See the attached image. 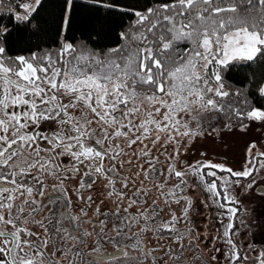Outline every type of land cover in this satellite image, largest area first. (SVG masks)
<instances>
[{
  "label": "snow or ice",
  "instance_id": "obj_1",
  "mask_svg": "<svg viewBox=\"0 0 264 264\" xmlns=\"http://www.w3.org/2000/svg\"><path fill=\"white\" fill-rule=\"evenodd\" d=\"M44 2L19 0L18 11L9 5L13 21L37 27L33 21ZM84 2L125 11L105 0ZM72 3L66 0L62 32ZM129 11L136 19L119 34L122 43L103 52L62 41L55 51L12 57L2 43L9 29L0 25V264H146L149 259L152 264H207L203 252L210 240L194 225L178 227L193 223L188 218L192 197L181 193L188 188L195 193L198 186L228 214L223 232L230 246L228 264L248 260L233 239L241 202L232 186L240 187L264 168V152L253 155L255 144L249 145L239 171L215 163L190 164L187 170L177 165L184 163L179 156L187 141L220 130L212 123L218 119L213 113L228 117L222 127L229 129L233 114L241 121L264 120V109L242 110L239 100L227 99L244 97L248 103L222 75L233 62H264V0H164ZM182 43L190 46L182 49ZM255 90L264 97V83ZM45 122H55L58 130L41 131ZM245 127L241 123V130ZM149 144H160L165 161ZM189 175L196 177L191 184ZM49 179L54 194L45 199ZM74 179L70 190L66 185ZM97 179L103 183L94 196ZM245 187L259 188L264 196L260 183ZM107 199H114L116 211H101ZM157 200L168 208V219ZM181 201L177 216L171 205ZM132 206L137 211L130 212ZM93 216L102 219L94 223ZM153 239L158 247H150ZM165 240L171 241L167 247ZM109 245L112 252H106ZM256 260L264 264V251Z\"/></svg>",
  "mask_w": 264,
  "mask_h": 264
},
{
  "label": "trees",
  "instance_id": "obj_2",
  "mask_svg": "<svg viewBox=\"0 0 264 264\" xmlns=\"http://www.w3.org/2000/svg\"><path fill=\"white\" fill-rule=\"evenodd\" d=\"M105 2L118 5L119 8H123L125 11L103 8L98 5L85 3L84 0H73L69 13L68 28L62 32L61 24L65 14L66 0H45L33 21L37 27H33L31 24L15 23L12 19L9 5L14 6L15 10L18 11V3L0 0V25L9 29L2 41L3 46L6 47L7 55L12 57L19 55L28 56L35 51L47 49L55 51L61 47L62 41L73 44L78 50L82 44H86L90 49L100 52L115 48L122 43L119 34L132 27L136 19L129 10L144 11L154 4L164 2V0H105ZM189 46L187 43L179 45L182 49ZM222 75L226 84L231 86L233 90L244 92L248 100V109L252 107L264 109V97L259 96L255 90L258 85L264 83V62L251 64L233 62L226 70L222 69ZM246 85L247 87H245ZM241 98L244 99V97ZM222 116L229 123V118L223 114ZM243 121L233 114L230 122L241 124ZM242 216L246 217L244 221L247 220L248 224L241 223ZM258 216L257 211L241 209L237 214L238 218L234 221L236 225L234 231L236 229L239 231L237 235L233 236V239L238 245H241L243 254L248 257L251 250H256L255 247L257 245L249 248L248 245L251 244L247 242L243 232H249L252 226H256L255 220L258 219ZM251 224L253 225L248 227ZM188 228H191V226H185L182 229L187 230ZM220 228L223 229V226H220ZM209 230H211L209 237L213 233L210 240V246L212 244L213 246L208 249V252L214 251L217 246L213 241L220 238L223 243L218 246L221 247L222 258L217 260L223 259L222 262H224L226 258L223 255L228 253L227 250L230 246L225 242V238L222 235H220L221 237L218 235V231L214 232L211 228ZM200 247L204 246L201 245ZM250 256L252 257V255ZM204 258L208 263L210 262L209 264H218L217 260L212 261L210 259V261L208 255L204 254ZM250 259L249 257L245 264H251L252 260Z\"/></svg>",
  "mask_w": 264,
  "mask_h": 264
},
{
  "label": "rangeland",
  "instance_id": "obj_3",
  "mask_svg": "<svg viewBox=\"0 0 264 264\" xmlns=\"http://www.w3.org/2000/svg\"><path fill=\"white\" fill-rule=\"evenodd\" d=\"M14 1L15 3H19V0H9ZM227 99H235L239 100L240 102V108L242 110L248 109V103L245 104L241 97L239 98H227ZM75 111V110H73ZM212 115L217 116L218 119H215L212 121L213 124L216 125L218 129H220L218 132L213 133V135H204V136H197L195 139L191 141L186 142V146L181 149L179 159L184 161L183 165L178 164L177 167H183L185 170H187L188 166L191 165H197V164H203V163H215V164H223L225 167H230L233 170L239 171L242 170L246 165V160L249 158V153L247 152V148L251 144H255V148L252 149V154L255 155L256 152H264V120H249L245 119L243 121V124L246 125V127L241 130V124H234L231 122L234 127L229 129L226 127H222V125L228 124L222 116V114L219 113H213ZM143 118V117H141ZM95 126V125H94ZM40 130L44 132H48L51 134L53 130H58V126L55 124V122H45L40 125ZM116 143H121L122 146H126V142L122 141H115ZM145 143H149L148 141H145ZM163 143V141H161ZM134 148H136L137 152H139V147L137 145H133ZM149 147L152 148V154L153 155H159L160 161H165V155H161L160 153L163 152V149L160 147V144H157L155 147H153L151 144H149ZM168 151L172 150V145H167ZM131 158L130 156L125 157L124 159L127 160ZM62 159H70L68 157H64ZM264 159V158H261ZM96 163H99L97 161ZM104 163L108 165V161L105 160ZM250 166V165H249ZM157 167H163V164H158ZM125 168H127V165H125ZM87 171V169L84 166H81V172ZM204 172L208 171H217L216 169H203ZM124 170H121L120 175H124ZM228 173L226 172H219L217 171V176H224L228 177ZM206 180H215L216 177H205ZM233 180L237 179L235 177L231 178ZM187 180L189 184H191L194 180H196V177L193 175L187 176ZM257 182L261 185H264V168H262L258 174H255L254 177H250L248 181H244L240 187H236L235 185L232 186V190L235 194H237V198L241 202V208L246 203L245 199H249L250 202L248 204V207H245L247 210L251 208L253 205L256 208V203L263 205L264 204V196H261L260 189L254 188L253 190H248L245 185L249 182ZM47 183L50 184L53 183L51 179L47 181ZM102 181L97 179V183L93 185V195H96V190L101 188ZM174 181L169 180L168 184L166 185L167 188H171ZM217 184L219 186V181H217ZM139 186V184H137ZM48 187V189H49ZM67 188L70 190L75 187L74 181L72 183L66 185ZM117 188H120L121 185L117 184ZM106 192L107 189H104ZM87 193H85L86 196ZM181 195H187L192 197V206L189 209L188 218L193 223H185L182 222L178 226L181 228L186 227H193L197 229V225H199L200 232L202 233L203 239L206 240L210 236L209 228H211L214 232L218 231V235L223 236V229L225 228L226 224L228 223V214L224 212V209H221L218 204L214 203L213 200L209 199V193L204 191L203 187L198 186L195 190V193H193L191 188L186 189L184 193H181ZM155 198V194L149 197V202ZM98 200L104 199V197L99 196L97 197ZM256 200V203L254 202ZM222 202V201H221ZM158 206H164V212L163 215L165 219L169 218V211L168 208L165 206L164 202L162 200H157ZM125 207H127V201H125ZM184 201H181V204H175L173 203L171 205L172 211L176 213L177 216H180L183 210ZM96 205H92V208L89 210V215L92 216V210L95 209ZM100 208L103 209V211H116V204L114 202V199H107L105 200L104 204L100 205ZM249 208V209H248ZM130 212L137 211L136 206H132L129 209ZM221 213H223L221 215ZM220 221H223L221 223ZM264 222V218H263ZM223 226V229L220 228V226ZM264 225V224H263ZM212 233V232H211ZM115 233L113 232V235ZM213 234V233H212ZM211 234V237H212ZM131 235V234H130ZM214 237V235H213ZM221 237V236H220ZM224 237V236H223ZM209 240H211L209 238ZM187 241V240H185ZM215 242V245L217 247L214 248L213 252H208L211 256H217L218 259L222 258L221 254V247L218 246L220 243H223L222 240L219 238L218 240L213 241ZM213 246V244L208 248L210 249ZM204 248V247H201ZM217 249L220 251L218 252ZM207 255L206 250L203 252V255ZM229 253H225L223 257L226 258V256ZM225 262H228L226 259Z\"/></svg>",
  "mask_w": 264,
  "mask_h": 264
},
{
  "label": "flooded vegetation",
  "instance_id": "obj_4",
  "mask_svg": "<svg viewBox=\"0 0 264 264\" xmlns=\"http://www.w3.org/2000/svg\"><path fill=\"white\" fill-rule=\"evenodd\" d=\"M72 181H74V183H75V185H76V183H77V180L76 179H74V180H69L68 181V183L67 184H70V183H72ZM51 185L52 184H50V187H49V189H47L46 190V192H45V199L47 198V196H49V195H53L54 193H53V190H52V187H51ZM87 195V194H86ZM246 200V203L244 204V206L241 208L240 207V210L242 209V210H247L245 207H248V204H249V202H250V200L249 199H245ZM72 201H73V203H72V210L75 212L76 211V209H77V207H78V203H77V201H76V197H75V195L73 194L72 195ZM254 202L256 203V200H254ZM161 208H163L164 206H160ZM249 209V208H248ZM101 211H103V209H101ZM249 211H254V212H258V219L257 220H255V222H256V226H252L253 224H251V225H249L248 227H250V226H252L251 227V229L249 230V232L248 231H246V232H243L244 233V235L246 236V238H247V242L249 243V244H251V245H257L256 247H255V251H257V252H255V251H253V250H251V252L249 253V257L251 258L250 260H252V262H251V264H258V261L256 260V256L260 253V252H262V251H264V239H263V237H264V222H263V218H264V204L263 205H260V204H257L256 203V208L252 205L251 206V208L249 209ZM46 214V213H45ZM254 214V213H253ZM246 217L245 216H242V221L244 222V224H248V221L247 220H245L244 221V219H245ZM99 219H102V217H94L93 216V222L94 223H98V220ZM181 230H183L180 226H178ZM197 229L198 230H201L202 228H200L199 227V225H197ZM34 231H40V229H38V228H34L33 229ZM148 235V237H151L152 236V234L151 233H148L147 234ZM165 235H167L166 233H165ZM202 238H203V236H202ZM210 239H211V237H209ZM209 238L208 239H206L205 241H209ZM246 238H245V240H246ZM246 242V243H247ZM163 244H164V246L165 247H167V245L168 244H170L171 243V241L170 240H165V241H163L162 242ZM151 245H153V246H151ZM150 245V247H158V245H157V243H156V240L155 239H153V241H152V244ZM204 246V245H203ZM114 249L112 248V246H107V248H106V252H112ZM206 253H207V255H208V258H209V260L211 259L212 261H214L213 259H212V256L208 253V248L206 249ZM156 255H161V253H156ZM250 255H252V257L250 256ZM248 257V258H249ZM210 260V261H211ZM218 261V260H217ZM223 261V259L222 260H219L218 261V264H226L227 262H222ZM200 262L198 261L197 262V264H199ZM210 263V262H209ZM208 262H207V264H209ZM146 264H152V262H151V260L149 259L147 262H146Z\"/></svg>",
  "mask_w": 264,
  "mask_h": 264
}]
</instances>
